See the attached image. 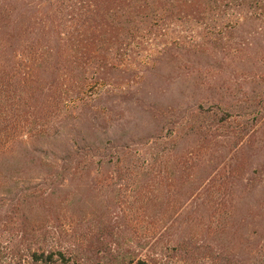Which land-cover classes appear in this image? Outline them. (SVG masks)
Segmentation results:
<instances>
[{
	"label": "trees",
	"instance_id": "obj_1",
	"mask_svg": "<svg viewBox=\"0 0 264 264\" xmlns=\"http://www.w3.org/2000/svg\"><path fill=\"white\" fill-rule=\"evenodd\" d=\"M39 1L46 7L14 13L15 0H0V160L24 137H48L63 121L81 117L109 81L125 76L130 64L120 69L117 62L127 63L139 47L136 33L146 17L152 19L149 35L152 30L171 35L173 21L188 26L191 35L171 39L162 54L176 63L191 96L182 104L153 107L160 125L146 141L69 143L60 154L39 160V181L0 191V264H176L168 245L158 240L146 259L128 261L94 253L86 235L77 234L82 241L62 250L25 241L40 228L30 217L39 209L54 230L60 221L82 224V214L57 205L67 181L89 178L100 190L120 181L119 190L142 192L136 188L141 177L146 209L148 196L163 195L162 205L172 206L152 223L176 216L182 217L179 224L197 228L176 241L174 252L205 249L198 264H264V198L239 220L235 199L249 172L248 154L264 144V0ZM181 178L189 187L171 204V188ZM4 181L0 174V188ZM258 216V228L253 224L247 231ZM95 230L102 252L115 251L106 248L119 231L102 221ZM221 234L228 236L224 246L216 245ZM84 252L98 260L93 263Z\"/></svg>",
	"mask_w": 264,
	"mask_h": 264
},
{
	"label": "rangeland",
	"instance_id": "obj_2",
	"mask_svg": "<svg viewBox=\"0 0 264 264\" xmlns=\"http://www.w3.org/2000/svg\"><path fill=\"white\" fill-rule=\"evenodd\" d=\"M15 5L17 11L14 13L24 11L30 5L46 7L39 0H15ZM30 14H32L31 10ZM150 18L146 17L143 24L139 25L137 30L139 33L136 34L140 36L138 38L140 44L129 54V57H126L127 63L126 61L117 62V67L119 65L120 69L130 64L125 76H116L115 81H109L104 86V92L91 98L93 100L90 101L89 107L83 109L81 117H71L63 121L58 126V130L48 137H24L3 155L0 160V174L5 181L2 182L1 192L32 185L39 181L38 177L41 173L39 160L45 155L53 157L60 154L69 143L82 145L92 142L103 146L105 143L108 145V141L111 140L122 144L146 141V138L153 135L160 125V118L153 114V107L182 104L190 99L192 88L188 85L189 82H183L177 77L176 63H167L165 55L162 54L171 39L185 33L191 35L187 30L188 26L173 21L172 25L176 26L172 28L171 35L168 36L167 33L162 36L158 30H152L155 32L149 35L151 31L148 27L152 21ZM192 29L194 31L196 28L192 26ZM110 64L116 66L114 61ZM38 77L44 79L45 75L39 71ZM248 156L250 168L245 178L249 179L246 181L244 178L243 183L237 187L238 193H235L238 205L237 220L251 214L248 208L252 205L255 207L264 198V144H259L257 149ZM115 183L100 190L93 187L89 178L70 183L67 181L65 183L67 187L58 191L57 205L60 203L64 212L67 208L82 214V224L79 227H69L65 221H60L62 226L54 230L48 227L45 211L39 209L30 217L39 223L40 228L36 232L28 233L29 236H26L25 241L62 250L73 242L82 241L76 240L77 234L83 238L86 235V238L92 237L91 243L86 245L90 244L89 249L94 253L98 252L108 257L115 255L128 261L138 258L146 259L150 244L158 240L168 245L170 255H174L176 264H198L196 260L206 253L205 249H199L190 254L184 251L177 253L173 250V245L177 244L176 241H182L184 236L187 237L196 232L197 228L179 224L182 217L176 216L168 219L165 216L164 220L159 222L160 224L150 221L157 214L169 213L172 206L162 205L165 201V198H162L163 195L160 199L148 196L147 198L152 201L146 209V177H141L136 186V188L143 187L142 192L134 188L125 191L122 186L119 190L118 183L121 182ZM188 184L183 178L174 183L169 198L171 204L189 187ZM116 211L118 214L111 216ZM116 215L117 219L114 218ZM251 218V216L248 218L249 221ZM259 218L258 216L254 219L255 223L254 220L250 222V228L247 231L251 232L253 226L258 228ZM99 221L109 223L119 231L120 235L116 241L114 240V244L106 248L108 251H111L109 247L113 248L115 250L113 252H102L103 246L100 241H97L95 229ZM154 227V230H150ZM244 227H242L243 233L246 231ZM153 231V236L150 239L147 238ZM204 240L209 245L214 243L208 237ZM227 242L228 236L221 234L217 238L216 245L224 246ZM84 255L92 256L93 263L98 260L92 252H84Z\"/></svg>",
	"mask_w": 264,
	"mask_h": 264
}]
</instances>
